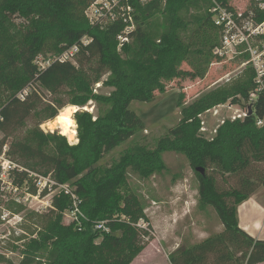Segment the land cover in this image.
<instances>
[{
	"label": "trees",
	"instance_id": "16d2710c",
	"mask_svg": "<svg viewBox=\"0 0 264 264\" xmlns=\"http://www.w3.org/2000/svg\"><path fill=\"white\" fill-rule=\"evenodd\" d=\"M217 1L226 4V0ZM90 3L91 0H2L0 6V32L4 30L3 19L17 13L32 23L23 30L20 28L18 40L20 62L32 86L40 83L53 91L50 68L41 70L36 63L39 55H46V49L51 50L49 40H54V55H59L84 36L91 38L76 61L83 66L84 62L97 58L98 77L92 79L80 74L78 66L71 62L53 66L69 71L74 86L82 93L74 104L84 106L95 99L101 109L97 119L89 112L76 116L77 144H70L67 136L58 132H48L52 135L50 139L41 130L42 140L38 146L19 140L9 142L12 130L26 122L44 102L36 89L27 84L11 52H3L0 130L5 138L0 140V153L4 145H8L7 155L13 160L19 157L21 163L17 162L33 172L39 171L46 156L53 158V169L49 173L59 183H68L75 190L89 219L81 224H65L63 212L72 206V200L65 194L55 196L54 208L49 210L54 217L47 230L32 241L19 263L5 261L9 264H131L148 245L149 233L139 225L147 216L138 197L131 192L121 193L120 189L129 171L141 177L162 171L163 154L175 151L184 154L195 170L205 169V174L199 175L200 207H213L224 229L203 241L177 248L169 255L171 264L264 262V239L243 229L238 217V206L264 186V176L254 172L255 163L264 161V90L256 92V98L252 99L250 94L257 88L255 82L253 86L241 88L240 98L227 93L204 94L183 107L181 122L169 129L156 147L150 149L136 144L113 163H101L106 154L145 129L143 119L130 108L132 101H153L156 91L166 92L167 80L205 76V69L181 68L189 54L184 34L191 25L201 27L207 22L213 23V0H151L148 3L132 0L136 28L129 34L131 42L122 45L118 40L120 24L101 27L89 23L85 11ZM256 16L259 22L264 20L262 12ZM199 51L197 54L204 57V51ZM106 72H111V76L104 85L112 91L109 95L94 94L93 85ZM24 90L28 93L22 98L20 94ZM230 97L236 104L244 101L246 114L225 120L214 138H205L201 133V115ZM182 98L183 95L180 103ZM58 114L53 109L47 118ZM259 120L263 121L262 125L258 124ZM215 171L222 175H239L238 185L222 190ZM19 175L16 183L20 185L28 174ZM32 191L36 193L37 189ZM98 220H105L110 231H95L92 223Z\"/></svg>",
	"mask_w": 264,
	"mask_h": 264
},
{
	"label": "rangeland",
	"instance_id": "374dc122",
	"mask_svg": "<svg viewBox=\"0 0 264 264\" xmlns=\"http://www.w3.org/2000/svg\"><path fill=\"white\" fill-rule=\"evenodd\" d=\"M1 3L2 0H0V6ZM225 6L236 15L253 19L254 24L258 21L256 15L261 13L257 0H226ZM30 22L20 13L3 19L4 30L0 32V58L4 51L11 52L27 84L36 89L44 102L26 122L12 130L8 141L19 140L38 146L42 140L39 130L50 139H52L51 134L55 132L60 134V130L52 131L46 126V123L56 116L51 117L52 119L47 118L53 109L60 113L66 106L76 105L80 109L74 114L75 120L81 112H89L93 119H97L101 109L95 99L89 100L84 106L74 104V100L82 93L74 86L73 77L65 69L53 65L49 67L53 91L46 89L40 83L32 86L31 81L27 80L20 62L18 40L21 33L20 28L23 30L27 24H32ZM222 34L223 28L217 27L214 22H207L201 27L196 24L190 26L184 34L189 54L187 60L181 64V68L189 71L202 68L205 69V76L167 80L165 81L166 92L156 91L153 101H132L130 108L143 119L145 129L106 154L101 161L102 164L113 163L128 148L136 144L147 145L150 149L156 147L159 139L181 122L183 107L193 103L204 94L227 93L240 98L241 88L253 86V82L257 87L258 70L254 65L253 51L257 50L264 54V33L248 35V40L244 44L234 45V49L228 54L219 55L215 54L216 47L212 48V45L215 42L217 46L221 44ZM51 44V50H45L46 55L44 56L47 58L53 57L56 52L54 40H49V45ZM198 51H204V57L199 56ZM80 56L81 54L78 57ZM97 62V58H93L84 62L83 66H79L77 61L73 64L78 66L80 74L94 79L98 77L95 72ZM110 76L111 72L104 73L100 81L93 85L94 94L109 95L112 88L105 86L104 81ZM181 95H183L182 103H180ZM1 100L2 98H0V103ZM245 111L246 106L243 100L241 104H236L230 97L227 102L218 104L201 115V133L205 138L212 139L225 120L239 118L244 115ZM78 127L77 122V133ZM48 132L52 133L48 134ZM4 138L5 134L0 130V140ZM66 138L72 145L78 142H71L68 137ZM8 150L9 146L4 145L0 154L5 152V156L13 160L7 155ZM17 160L21 163L19 157ZM17 160L13 161L17 162ZM163 161L165 167L162 171L153 172L147 177H141L129 171L128 179L120 189L121 193L135 194L144 206L147 216V220H142L141 226L149 233L146 236L148 245L131 264H171L169 255L177 248L203 241L224 229L213 207L207 206L204 209L200 207L199 175L201 173L190 165L187 157L184 154L170 151L163 154ZM53 163L54 159L46 156L39 166V171L35 172L49 176L52 174L49 172L53 169ZM255 165L254 172L264 176V161L255 163ZM19 173L21 172L17 171L16 176L12 175V179H6L4 182L0 180V264H9L5 260L19 263L32 241L47 230L50 219L54 217V214H50V209L42 210V200L47 192L42 193L38 199L29 196V193L33 194V188H36V178L30 177L29 173L19 185L18 190L13 189L9 181L14 178L16 183L20 179ZM214 174L222 190L238 185L239 175H222L216 171ZM57 192L58 190L54 195ZM255 194V198L264 200V186H260ZM54 195L48 199H52ZM244 211L245 215L249 213L246 209ZM250 219L264 222V211L259 209ZM63 221L67 224L66 219Z\"/></svg>",
	"mask_w": 264,
	"mask_h": 264
},
{
	"label": "built area",
	"instance_id": "2783aa9c",
	"mask_svg": "<svg viewBox=\"0 0 264 264\" xmlns=\"http://www.w3.org/2000/svg\"><path fill=\"white\" fill-rule=\"evenodd\" d=\"M150 1L151 0H140L142 3H148ZM257 1L260 12L264 13V0ZM213 3L214 5L211 9L213 13V22L217 27L223 28L221 44L216 46L215 54H228L234 49V45L244 44L248 40V35L253 36L264 33V20L261 22L257 21L254 24L253 19L243 18L241 15L239 16L232 13V11L228 10L222 2L213 0ZM134 12L135 9L132 4V0H91V3L85 11V15L91 25L105 27L110 24H120L122 30L118 35V40L121 42L120 45H122L124 42L130 41L129 34L136 28ZM90 41V37L84 36L79 42L68 47L59 55H54L53 57L48 58L43 55H39L36 59V63L39 65L41 70H47V68L55 63H75L77 57L81 53L82 47L89 44ZM253 61L256 69L258 70L256 78L258 85L255 91L251 94L252 99L256 98V92L264 90V54L254 50ZM27 93L28 90H24L20 96L24 98ZM245 114L246 112L244 115ZM258 124L262 125L263 121L259 120ZM5 155V152L0 154V180L4 182L6 179H12V175L16 176L17 171H26L29 173L30 177L33 176L36 178L35 185L37 192L33 194L29 193V196L34 199H38L42 193L47 192L46 196L42 200V210L53 209V198L55 196L65 194L71 198L73 203L69 209L63 212V219L67 220V224L73 222L81 224L83 221H89L87 215L82 210L79 195L68 183H59L52 177V174L45 176L29 171L25 167L21 166L19 162L10 160ZM9 182L12 184L13 189L17 191L19 184L14 182V178ZM56 190H58V192L54 195ZM52 195H54V197L52 199H48V197H51ZM141 223L142 221L139 223L140 226ZM92 227L95 231H110V227L107 226L105 220L93 222Z\"/></svg>",
	"mask_w": 264,
	"mask_h": 264
},
{
	"label": "crops",
	"instance_id": "0c3cea01",
	"mask_svg": "<svg viewBox=\"0 0 264 264\" xmlns=\"http://www.w3.org/2000/svg\"><path fill=\"white\" fill-rule=\"evenodd\" d=\"M77 138L79 142V135L77 136ZM255 196L256 194L253 193L247 200L243 201L239 205L238 207L239 223L243 229L248 231L256 238L264 239V222H260V220L250 219L251 216H253V214H256V211H258L259 209L264 211V200L262 198H255ZM244 209H246L249 213L245 215ZM241 215L243 218L241 217ZM259 264H264V262H261Z\"/></svg>",
	"mask_w": 264,
	"mask_h": 264
},
{
	"label": "bare ground",
	"instance_id": "6f19581e",
	"mask_svg": "<svg viewBox=\"0 0 264 264\" xmlns=\"http://www.w3.org/2000/svg\"><path fill=\"white\" fill-rule=\"evenodd\" d=\"M78 109H80V107L76 105L66 106L53 120L46 123L47 128L52 131L58 129L60 133L67 136L71 142H77V122L74 118V114Z\"/></svg>",
	"mask_w": 264,
	"mask_h": 264
},
{
	"label": "water",
	"instance_id": "95a60500",
	"mask_svg": "<svg viewBox=\"0 0 264 264\" xmlns=\"http://www.w3.org/2000/svg\"><path fill=\"white\" fill-rule=\"evenodd\" d=\"M76 122H77V120H76ZM197 171H199L203 175L205 174V169L203 167H198Z\"/></svg>",
	"mask_w": 264,
	"mask_h": 264
},
{
	"label": "snow or ice",
	"instance_id": "6c2138e0",
	"mask_svg": "<svg viewBox=\"0 0 264 264\" xmlns=\"http://www.w3.org/2000/svg\"><path fill=\"white\" fill-rule=\"evenodd\" d=\"M70 122V121H69Z\"/></svg>",
	"mask_w": 264,
	"mask_h": 264
}]
</instances>
